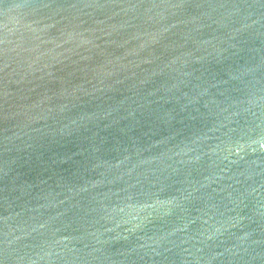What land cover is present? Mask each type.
<instances>
[{"label": "water", "instance_id": "obj_1", "mask_svg": "<svg viewBox=\"0 0 264 264\" xmlns=\"http://www.w3.org/2000/svg\"><path fill=\"white\" fill-rule=\"evenodd\" d=\"M0 264H264V0H0Z\"/></svg>", "mask_w": 264, "mask_h": 264}]
</instances>
